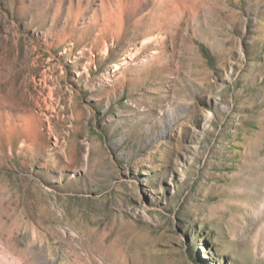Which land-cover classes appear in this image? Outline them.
<instances>
[{
  "label": "rangeland",
  "instance_id": "obj_1",
  "mask_svg": "<svg viewBox=\"0 0 264 264\" xmlns=\"http://www.w3.org/2000/svg\"><path fill=\"white\" fill-rule=\"evenodd\" d=\"M102 1L0 0V264H264V0Z\"/></svg>",
  "mask_w": 264,
  "mask_h": 264
},
{
  "label": "bare ground",
  "instance_id": "obj_2",
  "mask_svg": "<svg viewBox=\"0 0 264 264\" xmlns=\"http://www.w3.org/2000/svg\"><path fill=\"white\" fill-rule=\"evenodd\" d=\"M105 1H108V3H106ZM105 1L103 0L101 2V16L103 18L102 20L104 21V23L106 24L107 28L111 32H113L115 34H118L122 30V24H123L122 15L124 14V12H128L129 10H134V8L137 7L138 5H140V3L143 0H105ZM172 1L173 0H159L158 4H159V6H163V5L169 4ZM160 8H163V7H160ZM167 19L168 18H166L165 21ZM163 20H164V15L163 14H162V16L156 17V23L158 25H160V27L162 29H163V27L165 25ZM158 25H157V27H158ZM131 54H129L130 57H132ZM130 57H127V59H130ZM261 104H264V99L261 102ZM260 128L261 129L264 128V118L260 121Z\"/></svg>",
  "mask_w": 264,
  "mask_h": 264
}]
</instances>
